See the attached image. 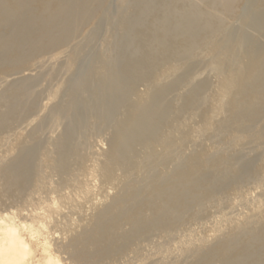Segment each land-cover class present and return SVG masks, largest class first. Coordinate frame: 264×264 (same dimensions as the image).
Returning <instances> with one entry per match:
<instances>
[{
	"label": "rangeland",
	"instance_id": "rangeland-1",
	"mask_svg": "<svg viewBox=\"0 0 264 264\" xmlns=\"http://www.w3.org/2000/svg\"><path fill=\"white\" fill-rule=\"evenodd\" d=\"M251 1L234 0L233 12L222 16L224 31L207 34L193 57L158 69L156 85L138 86L131 97L125 96L121 86L118 60L102 47L109 35L106 25L93 47L79 56L77 66H67L75 44L94 28L96 20L70 45L45 52L19 70L0 69V117H5L0 119L1 237L6 235L1 228L15 226L33 251V264H197L217 242L248 241L249 233L264 227V116L245 129L231 121L234 104H230L246 75L247 59L245 53H236V62L228 64L231 53L224 47L242 26V18L259 8H252ZM129 12L122 0H107L98 18L106 13L117 17L116 30L123 36ZM257 39L264 47V37ZM186 41L176 38L178 44ZM97 50L104 57L101 79L116 84L107 86V100L94 106L96 117L84 131L64 123L56 128L48 112L54 105L66 104L68 96L63 94L56 103L52 93L69 87L68 81L72 86L83 85ZM185 74L187 81L165 90ZM26 80L30 95H22L25 98L10 112L2 94ZM201 85V96L186 104V97ZM99 88L104 86H94V95ZM164 90L147 132L128 144L126 127L149 106L152 95ZM224 121L228 125L220 126ZM219 159H233L237 166L249 162V176L215 192L200 191V200L189 199L180 216H171L168 227L141 230L130 241L122 238L132 230L123 221L113 233L115 244L108 254L84 239L98 214L130 190L140 191L141 200L190 161L201 162L209 172ZM17 166L22 171L18 183L5 185L3 172ZM129 208L133 211L134 205ZM108 222L104 221L107 226Z\"/></svg>",
	"mask_w": 264,
	"mask_h": 264
},
{
	"label": "bare ground",
	"instance_id": "bare-ground-1",
	"mask_svg": "<svg viewBox=\"0 0 264 264\" xmlns=\"http://www.w3.org/2000/svg\"><path fill=\"white\" fill-rule=\"evenodd\" d=\"M106 1L0 0V69L19 70L45 52L53 53L70 45L81 37L86 26L96 20L94 28L75 44L67 66H77L79 56L93 47L106 25L109 35L102 47L118 60L123 79L121 86L125 96L131 97L138 86L156 85L154 77L158 69H169L172 64L177 65L193 57L207 34L214 35L223 30L222 16L231 14L235 6L234 0H122L124 8L132 12L124 17L126 33L120 36L116 30L117 17L106 13L98 18ZM255 5H260L257 10L252 9ZM251 7L252 10L242 18L240 29L224 46L231 53L228 64L236 62V53H245L247 59L246 75L238 86L235 101L230 104H234L231 121L238 129H245L247 124L264 116V47L258 39L255 40L256 37H264V0L251 1ZM177 37H185L186 43L178 44ZM212 53L215 59L219 58L217 51ZM103 60L102 53L97 50L92 67L85 73L83 85L72 86V81H68L69 87L61 86L52 93L56 103L63 94L68 96L66 104L54 105L48 112L54 118L56 128H61L64 123L84 131L87 123L96 117L94 106L97 103L104 105L107 86L114 87L116 84L115 80L101 79ZM174 69L171 68L170 72L173 73ZM170 72L167 71V75ZM96 75L100 76L98 81L94 79ZM186 75L174 80L165 90L183 84L188 80ZM96 85H103L104 88H99V94L94 95L92 89ZM13 86L2 94L10 112H14L25 98L22 95H30L29 80ZM203 88L204 85L198 86L186 97L185 103H193L201 96ZM165 90L152 95L149 106L143 108L137 119L126 127L128 144L139 140L147 132L148 122L165 97ZM0 119L5 121V117ZM225 125H228L225 121L220 124ZM239 164L237 166L233 159H219L210 165L211 171L208 172L201 162L190 161L148 197L140 200L141 192L130 190L98 214L95 225L84 239L95 243L97 251L108 254L115 244L113 233L121 228L123 221L128 222L132 229L130 233L122 234L124 241H130L132 234L137 235L141 230L150 232L168 227L172 223L171 216H180L191 202L200 200V191L215 192L224 185L240 183L249 176L250 163ZM21 172L19 166L4 171L2 178L5 185L17 184ZM132 204L133 211L129 212L132 207H128ZM106 219L109 226L104 223ZM1 229L6 235H0V264H33V251L19 230L12 225ZM247 237L248 241L217 242L197 264H264V227Z\"/></svg>",
	"mask_w": 264,
	"mask_h": 264
}]
</instances>
